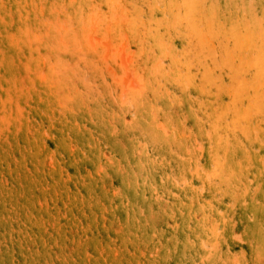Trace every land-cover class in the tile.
Listing matches in <instances>:
<instances>
[{"label": "rangeland", "instance_id": "rangeland-1", "mask_svg": "<svg viewBox=\"0 0 264 264\" xmlns=\"http://www.w3.org/2000/svg\"><path fill=\"white\" fill-rule=\"evenodd\" d=\"M0 264H264V0H0Z\"/></svg>", "mask_w": 264, "mask_h": 264}]
</instances>
